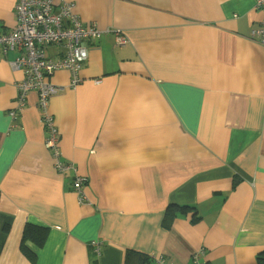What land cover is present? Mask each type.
Returning a JSON list of instances; mask_svg holds the SVG:
<instances>
[{
    "label": "crops",
    "instance_id": "0c3cea01",
    "mask_svg": "<svg viewBox=\"0 0 264 264\" xmlns=\"http://www.w3.org/2000/svg\"><path fill=\"white\" fill-rule=\"evenodd\" d=\"M73 5L84 26L118 30L88 44L69 73L46 77L47 103L63 161L86 178L84 201L72 172L44 147L38 94L12 123L23 74L0 54V264H32L25 225L48 229L33 264H124L127 250L149 264H257L264 250V46L250 39L264 10L256 0H53ZM17 0H0V32ZM56 58L61 49L47 47ZM196 210L164 226L169 205ZM5 223L9 228L2 232ZM92 243H97L95 254Z\"/></svg>",
    "mask_w": 264,
    "mask_h": 264
},
{
    "label": "built area",
    "instance_id": "2783aa9c",
    "mask_svg": "<svg viewBox=\"0 0 264 264\" xmlns=\"http://www.w3.org/2000/svg\"><path fill=\"white\" fill-rule=\"evenodd\" d=\"M255 7L264 10V0H256ZM16 23L8 32H0V54L6 56L15 52L17 56L10 61L13 71L22 72L23 77L15 83L17 91L13 107L8 111L12 123L26 107L30 92L38 94V104L42 113V124L47 134L44 147L51 153L53 166L60 173L72 172V188L77 192L79 201H84L83 189L86 178L76 175L72 163L63 161L58 147V133L53 118L47 114L49 99L57 95L59 89L45 81L46 77L56 71L69 73V88L74 89L81 83L80 70L88 59V44L101 38L105 33L113 35L116 46L127 43L125 36L118 30H100L96 25L84 26L73 13V5L61 2L54 5L53 0H17L15 5ZM250 39L264 46V18L259 27L251 31ZM61 49L58 57L51 58L45 54L47 47ZM95 254H98L97 243H92ZM204 252L191 257L189 264H205L201 260ZM162 260L160 264H162Z\"/></svg>",
    "mask_w": 264,
    "mask_h": 264
},
{
    "label": "trees",
    "instance_id": "16d2710c",
    "mask_svg": "<svg viewBox=\"0 0 264 264\" xmlns=\"http://www.w3.org/2000/svg\"><path fill=\"white\" fill-rule=\"evenodd\" d=\"M187 213H191L192 222H196L199 219L193 206L169 205L166 210V217L164 218V226H170L169 224L176 218L177 214L184 215ZM8 228V224L5 223L2 232L6 233ZM47 235V228L30 224L25 225L22 232L20 250L30 263H35L36 254L29 249L26 242H31L37 248H42L46 242ZM150 261L151 259L148 255L133 250H127L124 257V264H149ZM256 262L257 264H264V250L258 253Z\"/></svg>",
    "mask_w": 264,
    "mask_h": 264
}]
</instances>
